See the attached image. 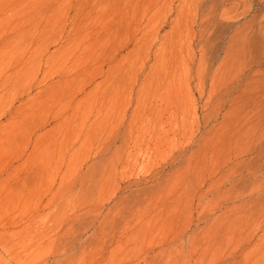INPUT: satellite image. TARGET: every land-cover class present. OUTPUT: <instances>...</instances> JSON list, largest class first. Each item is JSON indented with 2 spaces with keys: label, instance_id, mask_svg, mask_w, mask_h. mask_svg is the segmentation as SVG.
I'll list each match as a JSON object with an SVG mask.
<instances>
[{
  "label": "rangeland",
  "instance_id": "1",
  "mask_svg": "<svg viewBox=\"0 0 264 264\" xmlns=\"http://www.w3.org/2000/svg\"><path fill=\"white\" fill-rule=\"evenodd\" d=\"M221 1L0 0V264H264V0Z\"/></svg>",
  "mask_w": 264,
  "mask_h": 264
},
{
  "label": "bare ground",
  "instance_id": "2",
  "mask_svg": "<svg viewBox=\"0 0 264 264\" xmlns=\"http://www.w3.org/2000/svg\"><path fill=\"white\" fill-rule=\"evenodd\" d=\"M221 4H222V6L225 5L226 0L221 1ZM219 8H220L219 5L216 4V8H214L213 11L211 12L212 13L211 17L208 18L207 21H204L201 23V27L204 28V30L206 28H210V27H212V28L214 27L217 29L233 28L240 21H242V18L246 19L245 17H247L248 12H249V11L239 12V9L233 10V7H232V9L223 8L222 10H221L222 7L220 8V10H219ZM260 23L262 25V23H264V21H261ZM257 24H259V22ZM243 27H244V25H241L237 28L239 29V31H240V29L243 31V29H242ZM256 27H258V26L256 25ZM252 28H254V27H252ZM255 31L252 30L250 32V35L249 36L247 35V37L245 39L241 38L238 41L239 45H236V47L234 45L228 47V50L225 54L227 57L231 50L233 52H235V54L237 56L248 54L251 56V59H252L250 61H252V63L256 66L255 68H249L248 71H242V72L239 71L236 78L232 77L233 79L231 78V81H229L228 83H224V84H226L225 85V88L227 89L226 91L229 94L234 93V94H238V95L241 94L242 95L248 89L249 84L254 83V82L261 84V82L263 83V81H264V35H262L261 32H260V34H258L259 31H257L258 33H256ZM232 40H230V41H232ZM232 54H234V53H232ZM262 87H264V85H262Z\"/></svg>",
  "mask_w": 264,
  "mask_h": 264
}]
</instances>
